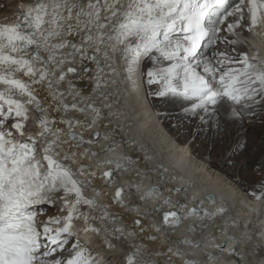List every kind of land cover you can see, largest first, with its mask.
Returning <instances> with one entry per match:
<instances>
[{"label":"snow or ice","instance_id":"1","mask_svg":"<svg viewBox=\"0 0 264 264\" xmlns=\"http://www.w3.org/2000/svg\"><path fill=\"white\" fill-rule=\"evenodd\" d=\"M4 7L0 4V9ZM16 9L14 18L6 16L0 21V264H99L81 243V233L86 241L90 234H123L122 227L102 228L95 222L103 224L111 218L114 226L117 221V215L108 211L109 205L98 201L105 187L114 192L112 201L121 208L128 207L124 186L117 183L116 174L128 172L126 162L130 160L107 158L106 154L113 151L112 144L95 149L99 132L86 139L84 133L73 130L75 126L95 124L100 118V109L93 104L86 105L94 114L90 121L61 117L59 124L67 125V131L56 126L52 111H85L75 103H65L64 93L56 89L66 75L58 69L67 60V56L56 60L58 52L71 47L74 51L68 55H74L85 52V46L100 52L103 45L105 60L113 58L110 53L120 55L133 86L134 74L149 61L146 82L160 85L156 95L191 102L186 111L193 114L203 111L211 116L224 111L230 119L239 120L245 114L254 115L255 105L264 107V60L235 48V55L212 51L211 57L202 50L217 43L243 44L239 39H228L236 35L237 29L261 35L256 30L264 28V0H21ZM245 16L247 27L242 24ZM229 17L234 22L222 28ZM222 31L223 37L219 35ZM75 36L80 37V45L71 39ZM67 72H75V68L69 67ZM36 86L46 89L45 99L39 97ZM32 114L35 130L29 131ZM155 170L136 172L139 182L129 183V188L139 192L147 174ZM96 179L102 184H95ZM159 180L165 177L161 175ZM89 190L91 197L85 194ZM181 191L180 187L162 189L157 182L139 195L145 205L151 204L145 218H154L151 227L155 232L168 234V228L176 231L189 220L192 223L186 225V230L196 232L197 219L201 227H206L205 219L214 220L225 211H210L204 207L205 200L197 202L195 196L184 198L192 202L191 207L180 198L173 201L172 194ZM58 199L62 201L60 214L38 219L44 215L39 206H55ZM258 199H264V194ZM206 200L215 203L211 195ZM82 207L87 211H81ZM132 211L140 213L141 208ZM96 212L99 216L94 215ZM133 223L140 232L145 231L139 216ZM146 238L158 239L147 234ZM234 239H223V230L206 244L182 235L177 242L199 250L201 258H184L186 253L179 247L155 255L171 254L166 264H174L172 256L181 259L182 264H240L245 256L230 247ZM108 247L115 246L108 242ZM145 247L138 246L136 252L127 254L126 264H156L137 261V253L145 254Z\"/></svg>","mask_w":264,"mask_h":264},{"label":"bare ground","instance_id":"2","mask_svg":"<svg viewBox=\"0 0 264 264\" xmlns=\"http://www.w3.org/2000/svg\"><path fill=\"white\" fill-rule=\"evenodd\" d=\"M3 1L5 0H0V4L4 5ZM6 2V7L0 9V21L6 16L9 19L14 18V13L17 11L16 5L21 0H8ZM23 2L27 3L29 0H23ZM256 31H259L261 35H256L255 32L251 33L249 37L250 53L252 56H258L259 59L264 60V28ZM71 39L77 45L81 44L79 36ZM219 44L222 45L221 51L227 49L229 50L227 52L230 53V50H232L223 43ZM85 47V52H75L74 55H68L74 51L71 47L61 49L56 57V60H59L67 56L65 64L61 69H58V71L62 70L66 73L65 79L56 85V89L64 93L62 99L65 103L68 105L75 103L78 108H85V111L81 113L76 109L69 108L67 112L56 113L52 111L50 115L57 119V127H63L67 131V125L59 124V119L63 117L65 119L90 121L94 114L86 105L93 104L100 109V118L95 124H89L85 127L75 126L73 130L84 133L86 139L92 138L93 133L99 132L100 136L96 138V144L93 146L95 149H99L104 144H112L113 151L106 154L107 158L119 160L128 157L130 160V163L126 162L129 171L124 172L121 170L116 174L117 183L124 186V195L128 207L121 208L120 205L112 201L111 197L114 196V192L105 187L103 194L98 197V201L109 205L108 211L113 215H117V221L114 226L110 223L111 218L103 224L99 220L95 222L96 226L102 228L105 226L109 228L122 227L124 232L123 234L114 231L101 232L99 235L90 234L87 241L81 233V240L90 248L92 255L99 257V262H103V264H126L127 254L136 252L137 247L143 245L146 246L144 248L145 254L137 253L136 259L138 262L150 260L155 261L156 264H166L171 254L157 256L155 252L167 253L169 247L173 251L179 247L186 253L184 258L197 259L201 258L200 251L192 249L188 245L179 244L177 238L183 235L193 241L200 240L202 244H206L212 235L220 236V230H223V239L229 236L235 237L236 239L233 240L230 247H236L238 252L244 254L245 259L240 264H264L263 199H258L257 196L256 199H251L228 177L213 168L207 167L193 154L191 148L193 141L188 147H186L187 142L179 143L167 132L168 121L164 119V125L157 117L155 118V111L147 98L143 80V67L146 62L142 64L140 71L134 74L133 78L136 80V85L133 86L127 78L128 74L124 61L123 65L119 63L118 53H110L113 58L105 60L103 45H101L100 52H96L94 47ZM92 57H95V60ZM53 64H55V61ZM148 64H150L149 61ZM69 67L75 68V72H67ZM113 68L115 72L112 71ZM36 87L39 97L42 100L45 99L47 97L46 89ZM164 102L168 111L172 113V117H169V119H173L177 123L179 130L185 131L195 127L197 131L202 130L201 137L209 136L211 131L209 118L211 116L206 115L204 121L196 123L197 114L186 111V109L191 108V102L187 101L188 103L186 102L187 105L184 108L180 105L184 100L171 95H167ZM177 105L181 107L178 108ZM258 107H253L252 111L257 112V114L260 113L261 109ZM179 111L180 113H178ZM198 113L202 117V111ZM218 114L216 125H220L213 130L212 137L218 139L220 135L225 136L223 150H231L229 157L232 158L234 155L239 154V157L247 158L248 164H262L264 161V130L259 127L252 128L254 132L252 139L250 136L251 128L244 125L242 119L232 120L224 111ZM31 117L33 120L32 125H29V131H34L35 114H32ZM156 119L162 127L156 123ZM206 124H208L207 127H205ZM239 124L242 125V130L237 133ZM219 126L222 130L220 132H218ZM105 137L109 139H105ZM255 142V151L252 152V146ZM241 149L243 150L240 152ZM250 150L251 153H249ZM145 157H150V159H145ZM86 162L91 163V161ZM158 165H162L163 168H158ZM149 168L156 170L147 174L140 191L137 192L135 188H129V183L139 182L140 177H137L135 173H146ZM163 169H168V171L164 172ZM161 175L165 177L164 181L159 180ZM157 182L161 183L162 189L167 187H180L182 189L178 195L176 193L172 194L173 201L180 198L191 207L193 206L192 202L184 198L185 196H195L197 202L205 200L204 207L210 211L218 212L221 208L225 211L218 213L214 220L205 219L203 224L206 227H201V222L197 219L196 232L186 230V225L192 223L189 220L176 231L168 228L166 230L168 234L165 231L157 233L151 227L154 218L151 216L145 218L151 204L145 205L144 202L139 200V195L150 184ZM94 183L100 185L102 181L96 179ZM186 185H189L187 192L183 190ZM112 187L114 188L115 185ZM85 194L89 197L93 195L90 190L86 191ZM165 194H167L166 191ZM209 195L214 197L215 203L207 202L206 198ZM154 202L152 201V203ZM56 204H59L56 207H61L62 202H56ZM137 206L141 208L140 213L132 211ZM81 211H87V208L82 207ZM46 214L51 215L53 213L48 210ZM94 215L99 216V213L96 212ZM138 216L143 221L144 232H140L139 227L133 223ZM40 219H44V216ZM155 219L158 220L159 218L155 217ZM233 224L236 226L233 227ZM130 232H135L136 235L129 236L128 233ZM146 234L155 235L158 239L156 241L148 240ZM117 236L120 238L117 239ZM108 242H111L115 247L109 248ZM217 242H222V240ZM255 248H261L262 255L255 257ZM205 250L215 251L212 248H206ZM148 252L153 254L148 256L146 255ZM171 258L174 264H182L181 259L175 256ZM96 259L98 260V258Z\"/></svg>","mask_w":264,"mask_h":264},{"label":"rangeland","instance_id":"3","mask_svg":"<svg viewBox=\"0 0 264 264\" xmlns=\"http://www.w3.org/2000/svg\"><path fill=\"white\" fill-rule=\"evenodd\" d=\"M6 1H8V0L3 1L4 5L7 3ZM5 7H6V5H5ZM221 37H223V35ZM231 39H229V40H231ZM227 46L231 49L235 48L237 50V52L238 51L244 52V46L242 44L227 45ZM221 48H222V45L217 43L216 45H214L211 48L210 52L212 53V51H221L220 50ZM226 51H229V50L226 49ZM230 54L235 55V53H232V50H230ZM118 59L120 61L119 63H121V65H123V60L121 59L120 55H119ZM145 62L146 63H144V67H143V80L145 82L144 85H145L147 98H148L149 103L151 104L152 108L154 109L155 115H157L156 117L158 118V120L161 123H163L164 119L166 121H168L169 126L166 127L167 132L169 134H171L173 136V138H175L181 144H183L185 142L188 143V141L193 139L192 140L193 142L191 144V148L193 150V154L197 157V159H202V160H205L206 162H208V164L211 167L215 168V170L217 172L222 173L224 176H226L230 180H232L237 186H239L243 190V192L248 197H250L251 199H256V196H257V198L260 197V195H262L263 190H264V161L262 164H258V165L254 164V163L248 164L247 158H245V157L241 158V157H239V154H237L238 156L234 155L232 158L229 157L231 150L230 149L229 150H227V149L223 150V146L225 143V136L220 135L218 137V139H216V138L214 139L212 137L213 130L216 129L218 127V125H220V124L216 125V121L219 117L218 113L211 115V118H209L211 131H210L209 136H207V137H201L202 136V130L197 131L195 127H193V128L191 127L185 131L179 130L177 123L173 119H172L173 121L171 119H169V117H172V113L170 111H168V109L166 108L165 102H164L167 95L166 96L156 95V93L160 90V85H158V84L148 85L147 84V82H146L147 77H146L145 73H146L147 69L149 67H151V63L148 64V61H145ZM186 102L187 101H184L180 105L185 108V106L188 103V102L187 103ZM180 105H177V107L179 106L178 108H180L181 107ZM255 106H259L258 108L261 109L260 113L257 114V112H254L255 114L253 116L252 115H245V117L243 116V118H242L243 124L248 125L251 128L250 136L252 139H253V135H254L252 128L259 127L260 129L264 130V126H263L264 125V120H263L264 116H262V114H264V107H262L261 105H255ZM178 113H180V111ZM261 119H262V121H261ZM32 120H33V118L31 117L30 125H32ZM239 120H241V119H239ZM207 125L208 124H206L205 127H207ZM238 127H239L238 129L236 128L237 133H240V131L242 130V125L239 124ZM218 130H219L218 132L222 131L220 126H219ZM253 144L254 145L252 146V149H253L252 152L255 151L256 142ZM242 150L243 149H241L240 152ZM249 153H251V150L249 151ZM58 205L59 204H56L55 206L44 207L43 208L44 214H46L49 210L52 213L59 215L60 214V212H59L60 207H56ZM74 239L75 238H73V242H74ZM69 247H70V245H69ZM255 250H254L255 255H256L255 257L262 255L263 251L261 250V248H255ZM89 251H90V249H89ZM57 255H61V254L58 253ZM63 255L66 256L67 253H64ZM91 255H92V253H91ZM93 257L95 258L96 261L99 262V259L97 260L96 256H93ZM100 263L103 264L102 262H99V264Z\"/></svg>","mask_w":264,"mask_h":264}]
</instances>
